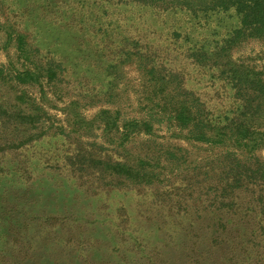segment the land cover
Masks as SVG:
<instances>
[{
	"label": "rangeland",
	"instance_id": "obj_1",
	"mask_svg": "<svg viewBox=\"0 0 264 264\" xmlns=\"http://www.w3.org/2000/svg\"><path fill=\"white\" fill-rule=\"evenodd\" d=\"M61 1L56 9L55 0H0V95H26L44 110L34 130L36 138L29 145L0 154V264H39L45 252L51 253L54 263L64 264H263L264 215L242 206L245 199L225 212H209L198 207L199 201L193 204L185 194L169 188L168 181L163 183L166 189L100 187L90 174L74 175L63 156L79 140L66 124L68 105L77 102L78 113L87 121L102 109L114 110L99 102L104 97L95 95L96 91L84 95L93 86L103 88L108 69L102 71L97 47L103 46L98 36L106 32L112 35L108 40L113 46L117 45L114 50L130 51L138 42L140 53L147 47L151 56L164 59L166 67L182 72L186 89L198 95L209 111L217 115L235 111L225 75L212 68L199 70L185 58V47L193 42L203 43L207 53H216V42L236 25L235 17L213 14L202 27L203 21L197 24L184 13L151 12L114 0L98 15V23H103L99 28L92 22V0L82 20L72 12L82 0ZM61 9L66 10L57 12ZM108 19L110 25L104 32L103 21ZM172 30L189 39L171 42ZM29 46L64 61L69 82L63 86L69 93L55 89L46 66L37 73L38 85L18 83V73L30 67L26 61ZM230 58L251 77L264 81V41L236 46ZM142 73L135 58L122 65L119 88L125 91L116 103L124 119L161 111L159 91H152ZM11 86L15 92H10ZM79 90L84 100L73 95ZM262 125L264 132V120ZM154 129L163 141L187 145L183 139L171 138L176 128L169 121L155 122ZM82 140L104 141L97 127ZM189 149L198 159L210 154L200 143ZM227 250L237 262L225 257Z\"/></svg>",
	"mask_w": 264,
	"mask_h": 264
},
{
	"label": "trees",
	"instance_id": "obj_2",
	"mask_svg": "<svg viewBox=\"0 0 264 264\" xmlns=\"http://www.w3.org/2000/svg\"><path fill=\"white\" fill-rule=\"evenodd\" d=\"M112 1L92 0L95 5L92 17L94 25L99 28L103 26V23H98L97 17L108 10L111 4L108 2ZM118 1L148 8L151 12L184 13L197 24L203 21L202 27L213 14L235 17L236 25L228 27L216 42L219 45L216 53H207L203 43L193 42L185 47V58L199 70L212 68L224 74V80L233 91L236 108L235 111L218 115L206 109V104L199 96L184 86L182 72L166 67L164 59L151 56L147 47L140 53L136 50L138 42L130 51L114 50L117 45L113 46L112 41L108 40L112 35L106 32L110 21L105 20L106 33L98 36H102L103 46L97 47L101 51L97 57L103 58L102 71L108 69L104 75L103 88L96 90L93 86L86 89L84 95H92V91H96L95 95L104 97L99 102L112 106L114 110L102 109L87 121L78 113L80 107L77 102L66 107V124L71 133L79 137L73 149L67 148L63 152L70 171L73 174H90L100 187H169L178 194H185L184 198L193 204L199 201L198 207L209 212H225L235 205L239 206V203L242 205L245 199L242 206H247L252 213L258 210L259 214L264 215V132L260 131L264 120V81L259 77H251L242 65H237L230 58L232 48L252 40L264 41V0ZM55 2L57 9L62 1ZM89 2L82 0L72 12L81 20L85 19L84 10ZM62 9L57 12L66 10ZM179 37L184 41L189 39H185L183 32L172 30L171 42L177 41ZM18 40L23 45L21 35H18ZM29 47L26 61L30 67L18 73V83L38 85L40 77L37 73L46 66V76L53 82L55 89L61 94L69 93L68 87L63 86L69 82L67 71L62 66L64 61L49 51L41 54L38 47ZM129 58L138 61L142 74L150 81L152 91H159L158 98L162 102L160 112L123 118L116 100L125 91L119 88L120 74L122 65L128 63ZM10 92H15L12 86ZM166 92L170 95H166ZM81 94L79 90L73 95ZM25 96L0 95V154L11 148L18 149L23 144L29 145L36 138L34 130L38 129L39 114H44V110ZM81 99L84 100V96ZM235 113H238L237 116H234ZM227 114H231L232 118ZM163 120L171 122L176 128L171 138L183 139L188 146L163 141L155 133L154 123ZM94 127L101 129L102 144L82 140L88 138ZM140 135L145 138L135 140ZM194 143L206 145L210 154L200 159L194 157L189 149ZM109 145L114 148L110 149ZM167 181L168 187L163 184ZM155 194L158 196L156 189ZM182 202L186 203L185 200ZM239 248L234 247L236 250ZM226 252L228 260L236 261L230 251ZM246 253L248 257L252 256V250ZM234 256L239 257L237 253ZM41 260L39 264H50L49 261L53 264L65 263L58 260L54 263L49 252H45Z\"/></svg>",
	"mask_w": 264,
	"mask_h": 264
}]
</instances>
